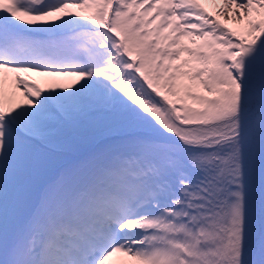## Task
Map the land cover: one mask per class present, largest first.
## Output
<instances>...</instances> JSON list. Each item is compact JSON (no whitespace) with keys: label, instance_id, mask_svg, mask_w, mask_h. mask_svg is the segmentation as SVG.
Here are the masks:
<instances>
[{"label":"snow or ice","instance_id":"snow-or-ice-1","mask_svg":"<svg viewBox=\"0 0 264 264\" xmlns=\"http://www.w3.org/2000/svg\"><path fill=\"white\" fill-rule=\"evenodd\" d=\"M212 2L0 0V264H264V0Z\"/></svg>","mask_w":264,"mask_h":264},{"label":"rangeland","instance_id":"rangeland-1","mask_svg":"<svg viewBox=\"0 0 264 264\" xmlns=\"http://www.w3.org/2000/svg\"><path fill=\"white\" fill-rule=\"evenodd\" d=\"M201 3L209 12H211L213 15H217V7L216 4H213L212 0H201ZM216 3L219 4L220 0H216ZM217 18L221 19L225 23H228L229 26H233L232 21L227 20L225 17L217 15Z\"/></svg>","mask_w":264,"mask_h":264}]
</instances>
